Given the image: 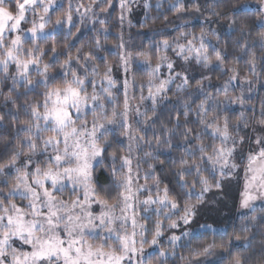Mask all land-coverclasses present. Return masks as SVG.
<instances>
[{
  "label": "snow or ice",
  "instance_id": "1",
  "mask_svg": "<svg viewBox=\"0 0 264 264\" xmlns=\"http://www.w3.org/2000/svg\"><path fill=\"white\" fill-rule=\"evenodd\" d=\"M136 3L0 0V264L264 258V97L251 95L264 91V0L255 38L249 0H173L220 29L133 52L124 25ZM145 15L142 27L155 23ZM240 170L247 211L229 234Z\"/></svg>",
  "mask_w": 264,
  "mask_h": 264
},
{
  "label": "trees",
  "instance_id": "2",
  "mask_svg": "<svg viewBox=\"0 0 264 264\" xmlns=\"http://www.w3.org/2000/svg\"><path fill=\"white\" fill-rule=\"evenodd\" d=\"M150 0L149 4L151 7L145 8L143 5L140 6L137 4L134 8V10L131 12V16L128 17L132 21V26L129 27L127 24L124 25V39L127 42V48L129 51H137L140 49V46L142 45L144 48H148L149 45L155 41V40H161V39H169L170 41L173 39V37L177 36L179 34V31H190V32H196L199 33L201 28H209V29H220V24L211 22L214 21L216 18L212 17L210 15V12L207 10L202 9L203 15H199L198 19H194L191 14L180 16L177 14L174 10L171 9L172 1L171 0ZM251 1V0H249ZM258 1V0H257ZM75 3V0H73ZM85 4L88 3V0H83ZM192 0H188V6L191 7ZM197 3L205 4L209 7L212 6L213 0H196ZM243 2V0H241ZM67 7V5H65ZM246 12V18L244 22L248 25L249 31L252 33V37L255 38L257 35H259V30L257 25L255 24V20L259 18L260 16V10L257 9H245ZM148 17H156L155 23L151 21V19L148 20L147 27H142V25L145 22L146 15ZM136 15V16H135ZM167 15L168 20H163V16ZM223 23V21H221ZM177 25H182V28L178 29ZM92 25L85 24L82 26V31L85 33H89ZM154 30H162L160 32H156ZM120 31L118 27H113L112 32L113 35L109 38V45L115 44L116 41V33ZM183 42V41H181ZM168 55L172 57L174 60H177L178 62H181L179 60V57L175 55V53L169 51ZM109 59L114 60V57H110ZM245 71H247L245 69ZM209 75H212L211 72L208 73ZM197 78L199 79V75L197 74ZM138 80L141 82H145L147 80L146 74H139ZM11 83V82H9ZM220 83V80H217L214 76L213 84L218 85ZM211 90V89H210ZM238 91V89H237ZM138 94V93H137ZM146 94V93H145ZM171 95V93H170ZM253 96L252 103L257 104L258 99L260 97H264V91H258L257 93L251 94ZM202 98V97H201ZM237 109L235 115L239 116V106H233ZM195 119V116L192 117ZM169 178L164 179V183H168ZM230 210V211H229ZM236 206L228 207V209H225V215L226 217H223L227 220L229 223V234H231L232 227L236 228L237 234L240 233V220L242 217V214L244 212H237ZM163 219V218H162ZM224 225L222 224L221 227ZM166 233H168L166 231ZM162 244L165 246L164 241H162ZM181 251H184L181 249ZM185 255L187 252L184 253ZM177 264H179V260L177 258Z\"/></svg>",
  "mask_w": 264,
  "mask_h": 264
},
{
  "label": "rangeland",
  "instance_id": "3",
  "mask_svg": "<svg viewBox=\"0 0 264 264\" xmlns=\"http://www.w3.org/2000/svg\"><path fill=\"white\" fill-rule=\"evenodd\" d=\"M149 1L150 0H148V3H149ZM161 1H163V0H161ZM161 1H160V3H161ZM172 3H173V1H172ZM137 4H139L140 6H142V5L144 6V0H137V3L133 6V10H134V8H135V6ZM247 9H257V10H259V3H258V1L257 0H251V1H249V7ZM127 16L130 17L131 16V13L130 14H127ZM234 183H235L236 186L230 192L229 199H228V207H231V206L234 207V206H236V208L238 210L237 211L238 213H240V212H246L247 210L240 209L239 206H238L240 192L243 191V172H242V170H240V176H239L238 180L235 181ZM224 217H226V216H224ZM168 234L169 233H165V237H162L161 238V242L164 241L165 247H167V239H166V237H167Z\"/></svg>",
  "mask_w": 264,
  "mask_h": 264
},
{
  "label": "clouds",
  "instance_id": "4",
  "mask_svg": "<svg viewBox=\"0 0 264 264\" xmlns=\"http://www.w3.org/2000/svg\"><path fill=\"white\" fill-rule=\"evenodd\" d=\"M247 264H264V258L260 256H253L250 260L247 261Z\"/></svg>",
  "mask_w": 264,
  "mask_h": 264
}]
</instances>
